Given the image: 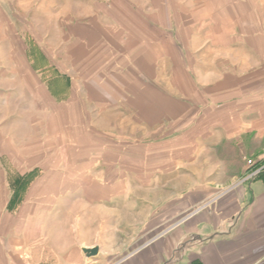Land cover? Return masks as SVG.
<instances>
[{"label":"crops","instance_id":"1","mask_svg":"<svg viewBox=\"0 0 264 264\" xmlns=\"http://www.w3.org/2000/svg\"><path fill=\"white\" fill-rule=\"evenodd\" d=\"M28 1L0 0V264H264V0Z\"/></svg>","mask_w":264,"mask_h":264},{"label":"rangeland","instance_id":"2","mask_svg":"<svg viewBox=\"0 0 264 264\" xmlns=\"http://www.w3.org/2000/svg\"><path fill=\"white\" fill-rule=\"evenodd\" d=\"M38 0H29L28 1V3H29V6L30 5H32V6H30L31 8H35L34 6H36V2H37ZM54 0H42L41 2H42V4L44 5L43 7H44V12L45 13H47V12H52L53 10V7L51 6V4H53L54 2H53ZM68 1L69 0H60V2L61 3H63L64 2V5L65 6H67L68 5ZM19 5H20V3H19ZM25 6V5H24ZM23 6V7H24ZM29 7V9H31ZM25 8H27V7H24V9ZM66 9V8H65ZM237 153H236V151H235V149L234 148H231L230 146H225V147H222V148H220V150L219 151H217V152H215V154H214V156H215V159L217 160V159H222V160H224V161H226V162H228L229 163V166H228V168L230 169V162L234 159V157H235V155H236ZM213 156V155H212ZM249 164H251V162H249ZM211 167H209V169H210ZM170 179H167V180H163L162 178L160 179V180H156L154 183H152L153 184V188H155L157 191H165V190H169L170 189V186L171 185H176V186H179L180 184H181V182H180V180L179 179H176L175 181H172V182H170L169 181ZM188 184H190L189 182H188ZM136 185V184H135ZM131 200V199H130Z\"/></svg>","mask_w":264,"mask_h":264},{"label":"water","instance_id":"3","mask_svg":"<svg viewBox=\"0 0 264 264\" xmlns=\"http://www.w3.org/2000/svg\"><path fill=\"white\" fill-rule=\"evenodd\" d=\"M83 252L85 253V255L87 257L90 258V257L96 256L99 253V248L95 247V248H92V249H84Z\"/></svg>","mask_w":264,"mask_h":264},{"label":"built area","instance_id":"4","mask_svg":"<svg viewBox=\"0 0 264 264\" xmlns=\"http://www.w3.org/2000/svg\"><path fill=\"white\" fill-rule=\"evenodd\" d=\"M252 164V163H251ZM255 168V167H254ZM261 173V170L259 168H255V170L252 172L251 174V177L250 178H253V177H256L257 175H259Z\"/></svg>","mask_w":264,"mask_h":264}]
</instances>
